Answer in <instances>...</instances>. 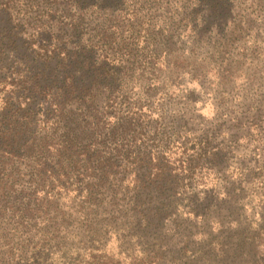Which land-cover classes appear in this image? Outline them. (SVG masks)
<instances>
[{
    "label": "rangeland",
    "instance_id": "obj_1",
    "mask_svg": "<svg viewBox=\"0 0 264 264\" xmlns=\"http://www.w3.org/2000/svg\"><path fill=\"white\" fill-rule=\"evenodd\" d=\"M120 9L84 25L85 38L108 35L98 54L125 73L100 101L105 145L120 186L170 173L172 207L135 218L105 186L89 209L81 189L92 179L34 192L22 170L0 200V264H264V0Z\"/></svg>",
    "mask_w": 264,
    "mask_h": 264
},
{
    "label": "trees",
    "instance_id": "obj_2",
    "mask_svg": "<svg viewBox=\"0 0 264 264\" xmlns=\"http://www.w3.org/2000/svg\"><path fill=\"white\" fill-rule=\"evenodd\" d=\"M121 6L122 0H0V200L26 170L34 192L92 179L81 189L89 209H98L102 199L95 196L105 186L112 201L128 198L135 218L159 220L172 207L170 173L154 174L158 185L147 188L139 182L151 172L140 173L133 189L120 186L121 161L105 145L100 101L125 73L98 54L108 35L85 38L84 25L96 12ZM113 134L126 138L124 130ZM0 209L9 210L2 201Z\"/></svg>",
    "mask_w": 264,
    "mask_h": 264
}]
</instances>
